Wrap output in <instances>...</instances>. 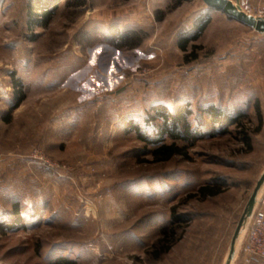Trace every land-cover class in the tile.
Here are the masks:
<instances>
[{
  "label": "rangeland",
  "instance_id": "obj_1",
  "mask_svg": "<svg viewBox=\"0 0 264 264\" xmlns=\"http://www.w3.org/2000/svg\"><path fill=\"white\" fill-rule=\"evenodd\" d=\"M81 1L0 0V264H225L264 172V35L201 0Z\"/></svg>",
  "mask_w": 264,
  "mask_h": 264
},
{
  "label": "built area",
  "instance_id": "obj_2",
  "mask_svg": "<svg viewBox=\"0 0 264 264\" xmlns=\"http://www.w3.org/2000/svg\"><path fill=\"white\" fill-rule=\"evenodd\" d=\"M242 13L262 19L256 0H229ZM242 264H264V208H254L241 247Z\"/></svg>",
  "mask_w": 264,
  "mask_h": 264
},
{
  "label": "water",
  "instance_id": "obj_3",
  "mask_svg": "<svg viewBox=\"0 0 264 264\" xmlns=\"http://www.w3.org/2000/svg\"><path fill=\"white\" fill-rule=\"evenodd\" d=\"M201 1L204 3V5L208 9L221 12L230 20L236 21L237 23L243 26H246L250 29H253L257 32H260L264 35V19H255L254 17L250 15L240 12L234 7V5L229 0H201ZM263 184H264V172L259 177L253 189V192L249 198L246 209L244 211L243 217L240 221V225L235 231V234L231 240L228 259L225 264H229L231 258L234 255V249H235V244H236V240L238 237V233L240 232V229L242 228V224L244 223L246 218L248 219L250 215H252V212L256 205L258 194Z\"/></svg>",
  "mask_w": 264,
  "mask_h": 264
},
{
  "label": "trees",
  "instance_id": "obj_4",
  "mask_svg": "<svg viewBox=\"0 0 264 264\" xmlns=\"http://www.w3.org/2000/svg\"><path fill=\"white\" fill-rule=\"evenodd\" d=\"M44 2H46V0L45 1L44 0H28V6H31V7L39 6V8L44 9L45 7L49 6V3L45 4ZM83 3H84V0L81 1V4H83ZM53 8H55V7H53ZM48 12L44 11V13H43L44 14V21H46V22L50 16L49 15L50 13H48ZM182 49H184V46H182ZM21 100H22V96H18L17 101H16L14 106H16ZM211 114L213 115V116L211 115V118L213 119L214 117H216L217 111L214 110ZM257 114H258L257 116L259 118V121L261 123L260 113L258 110H257ZM4 120L7 121L8 119L5 118ZM168 122H170V127H167ZM235 123H236V121H231V124H235ZM178 125H181L183 127L184 132H183V134H181V136L183 135L182 137L187 138L188 136H190L189 124L187 123L186 119L180 118L179 116L172 117V118H170V120L168 119V117H166V119L164 121V125L162 127V131L175 136L174 131ZM244 142L247 146L250 145V140L248 137H244ZM179 153H180V150L174 144L161 145L154 151V155L160 156L163 160H166V159L172 157L173 155L179 154ZM203 190H205V189H203ZM203 190H201V191H203ZM212 194H214V193H212ZM14 215H15L16 219H14V222L12 223L11 227L13 226V224H16L15 222L19 221V215L17 214V211H14ZM53 264H73V263L71 261H67L65 259H62V260H58L57 262H55Z\"/></svg>",
  "mask_w": 264,
  "mask_h": 264
}]
</instances>
